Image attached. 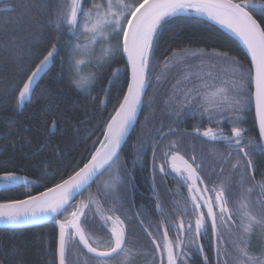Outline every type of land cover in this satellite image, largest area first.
<instances>
[{"label": "snow or ice", "instance_id": "obj_1", "mask_svg": "<svg viewBox=\"0 0 264 264\" xmlns=\"http://www.w3.org/2000/svg\"><path fill=\"white\" fill-rule=\"evenodd\" d=\"M85 4L86 0H59L51 10L44 0H21L19 8L13 0H8L0 10L17 13L16 18H8L15 19L17 31L7 39L0 37L5 51L15 56L27 51L29 62L39 60L27 71L23 63L19 66L26 78L20 79L11 90L18 105L35 95L41 115L45 119L54 115L59 111L55 103L60 92L58 86L65 75L90 102L104 106V110L109 99L116 100L108 118L99 122L104 125L100 129L103 139L93 141V147L97 143L100 146L90 153V159L82 167L75 165L66 179L61 178L52 187L44 186L45 190L36 195L29 191L24 199L0 201V222L15 228L51 217L59 228L58 264H68V254L75 245L86 250L90 257L84 264H135L136 258L144 253L132 246L135 243L130 240L133 224L139 225L152 245V264H264V172L260 180L255 176L264 168V0H88L87 7ZM203 17L239 37L250 56L247 64L228 51L215 48L159 51L166 24L202 23ZM49 28L55 35L48 41L50 46L40 52L44 32ZM63 36L71 38L63 40ZM96 45L100 46L99 55L95 54ZM64 49L67 50L66 66L65 58L60 57L61 69L50 77L53 83L37 94L34 86L49 75ZM117 54L127 57L123 69L111 67L112 63H119ZM197 56L208 57L215 63L201 59L196 71L186 70L171 84L163 103L176 123L189 114H198L210 126L201 130L196 125L191 132L171 126L165 130L161 126L156 129L159 139L154 137L151 143L137 136L132 145L134 162L142 163L146 148L152 149L149 173L154 195L151 212L142 205L138 208L133 196L132 170L120 158L122 144L137 123L138 110L146 103L151 107L155 101L154 95L148 96V89L155 90L157 85L168 82L173 69L180 66L186 69L188 60ZM78 57H87V63L95 71L85 76L81 65L86 61ZM106 65L107 74L103 71ZM104 80L106 83L99 89L103 98L92 95L93 85ZM9 94L8 89H0V98ZM253 104L254 127L258 132L248 135L249 129L241 126L247 122L242 114ZM224 123L230 125L227 131L221 127ZM56 124L53 120V130ZM21 126L12 121L7 125L8 132H19ZM95 134L90 132L86 139ZM177 135L180 139H171L166 148L160 149L163 138ZM186 135L223 144L225 150L215 154L212 164L203 155L198 158L194 153L182 154L180 145ZM7 138V134L0 137ZM18 143L32 145L30 138L21 137L0 146V152L14 150ZM44 147L40 145L36 151ZM105 172L108 176L95 193L89 192L79 203H72ZM157 175L171 176L177 191L186 189L180 200L172 199L171 211L166 210L159 195ZM41 179H55V174ZM20 181L25 186L31 183L29 177L12 171L0 173V183L5 186ZM233 186L239 189L237 200L231 199ZM256 189H260L258 213L253 211L251 200V193ZM154 215L160 219H154ZM96 232L104 235L98 236ZM254 236L258 240V252L252 248ZM3 247L5 257L12 252L16 256L0 264H24L22 258H16L21 245ZM206 250L213 252L214 258ZM196 254L201 258L194 259Z\"/></svg>", "mask_w": 264, "mask_h": 264}, {"label": "trees", "instance_id": "obj_2", "mask_svg": "<svg viewBox=\"0 0 264 264\" xmlns=\"http://www.w3.org/2000/svg\"><path fill=\"white\" fill-rule=\"evenodd\" d=\"M7 2L8 0H0V10L6 7ZM13 2L16 3L19 8L21 0H13ZM44 2L49 5L51 10H54L59 0H44ZM85 6H88V0H86ZM10 16L16 18L17 13L0 11V37L5 39L9 38L17 31L15 19L12 21L8 20ZM201 19L203 21L202 23L175 21L166 24L162 29L159 51L164 52L166 49L169 51L174 49L211 51V49L215 48L218 51H228L230 55L239 57L247 64L249 57L245 47L236 37L213 21L208 20L206 17ZM54 35V31L50 28L45 30L43 40L39 46L40 52H44L46 48L50 46L48 41ZM70 38L69 36L62 37L63 40H68ZM60 57L65 58L66 66V49L60 51L49 75L39 79L37 85L34 86L37 94L41 93L42 88L53 83L50 77L54 73L60 71ZM201 59H204L208 63H215L208 57L197 56L196 58L189 59L186 69L183 66L173 69L169 75L168 82L157 85L155 90L153 88L148 89V96L154 95L155 101L151 107L146 103L142 108L135 128L120 152L122 161H125L124 158H127L130 162L133 159L131 145L135 142L136 136H138V129H143L144 133L146 128H151L155 125V123L152 122V111L159 126H179L180 122H174L163 101L167 97L171 84L184 75L186 70L190 69L191 71H196L200 66ZM117 60L119 63H112L111 67H120L123 69L127 64L125 57H120L119 54H117ZM38 62L39 60H32L29 62V53L27 51L19 56H15L11 52H6L2 41H0V89H8L10 92L7 97L0 98V137L5 136V134L8 136L7 139H0V146L9 144L10 141H18L21 137H23L24 140L30 138L32 142L31 147L27 144H23L22 146L21 143H18L14 150L8 148L6 153L0 152V173L12 171L21 177H29L31 180V183L26 186L23 184V181H20L10 188L0 190V201L24 199L25 193L29 191L32 195H36L45 190L44 186L51 187L59 182L61 178H67L72 173V169L75 165L79 164V166L82 167L83 163H86L88 159H90V153L95 151V147L100 146L99 143H97L95 147H93V141L103 139L100 135V129H102L104 125L99 122L102 118H108L109 113L113 109V105L116 104L115 98L109 99L107 101V110H104V106L90 102L86 95L79 92L69 83L68 77L65 75L63 82L58 86L60 92L55 103L59 106V111H56L54 115L46 119L41 115L40 106L35 95L30 101L26 99L23 105H18L15 96L11 94V90L18 85L20 79L26 78L25 75L21 74L19 66L23 63L25 71H27L29 67H34ZM92 71H95V69L90 66L89 70H83V73L87 75ZM103 71L105 74L108 73L109 69L107 65L104 67ZM217 71H219V69ZM127 76L129 77V71ZM123 79L124 76L122 75L121 81H123ZM103 83H106V80L103 82L98 81L93 85L92 95L103 98V92L99 91ZM124 87L126 90V85H124ZM113 92H115V90H113ZM148 96H145V101H147ZM242 115L245 116L247 122L241 126L249 129L248 135H256L258 130L254 127L253 105ZM146 116L148 117V121L145 119ZM196 116L197 115L193 116L189 114L185 118L193 117L192 120L194 121ZM53 120L57 122L54 130L51 128ZM12 121L19 122L20 125H22L19 132H8L7 125ZM189 123L190 121H188V124ZM221 127L229 129L230 125L222 124ZM93 131H95L96 134L93 135L91 139H86L89 133ZM40 145H45V147L36 151V149L40 148ZM220 147L221 148L216 150L215 148L211 149L214 153H207L216 159L215 154L218 151H224L225 146L221 144ZM225 169V175H227V165H225ZM146 172H148V170L139 172L136 180L137 188L139 187L140 181V189L143 191L146 190ZM262 172H264V168L256 172L258 180L261 179ZM54 174L55 179H41L42 176L50 178ZM102 178L103 175L99 176L96 183H93L79 195L73 204L85 198L86 193L94 188ZM37 180H39V183H37ZM138 196L139 194L137 192V203L144 205L145 202H140ZM140 196H144V194ZM238 196L239 189L233 186L231 189V199L237 200ZM253 197L254 196H251L252 206L259 207ZM12 244L21 245L18 249L20 255L16 258H22L24 264H58V228L53 221L38 226L18 229H0V261L5 259L11 261L13 257L16 256L15 252L10 253L7 257L3 255V251H5L3 246H11ZM81 251L83 252V250ZM80 253V250H77L76 254ZM68 264H72L69 254Z\"/></svg>", "mask_w": 264, "mask_h": 264}, {"label": "flooded vegetation", "instance_id": "obj_3", "mask_svg": "<svg viewBox=\"0 0 264 264\" xmlns=\"http://www.w3.org/2000/svg\"><path fill=\"white\" fill-rule=\"evenodd\" d=\"M156 114V112H155ZM193 117H187L185 118L182 122H180L179 126H171L173 128H179L181 131L187 129L189 132L192 131L194 125H200L201 126V130H203V128L210 126L209 122L206 118L202 119L198 114L196 116V119L193 121L192 120ZM188 121H190V125L188 124ZM201 122V123H199ZM153 123H155V125L153 127H151L150 129V138H149V142L151 143L153 138L155 137L156 139H159V137L156 135V129L160 128L161 126L158 125V121L156 120V117H154V121ZM206 124V125H203ZM225 125L227 123H224ZM169 126V125H168ZM168 126L164 127L165 130H167ZM212 127H216L215 124L211 125ZM226 131L228 130V128H225ZM139 130V129H138ZM136 136V135H135ZM171 139H180V136H167L165 138H163V140L161 141V145H160V149L163 150L164 148H166L169 140ZM188 139V140H187ZM136 143L137 141V136L134 140ZM132 143V145L134 144ZM131 145V146H132ZM221 144L220 143H210L208 142L206 139H202L198 136L195 135H186L183 137V142L180 145V149L182 154L183 153H187L189 156L192 155L193 153L197 155V157L199 158L201 155L207 157L208 163L212 164L215 162L216 159H214L212 156H210L209 153H214L211 149L215 148L219 149ZM225 146V145H224ZM225 150V147H224ZM209 152V153H207ZM134 150L132 147V156H133ZM151 155H152V149L151 147H147L146 148V155L144 158V161L141 162H134V160L132 159L131 162L127 160V158H124L125 162L127 163V167L129 169L132 170V175L134 177L133 180V184L135 185L134 189H133V196L136 202L137 207L139 208L141 205L138 204L136 201L137 200V192L139 194V201L140 202H145L144 205H142L146 210L148 211H152V209L150 208V206L153 204L154 201V195L151 191L150 188V173H149V164L151 161ZM187 158V157H186ZM228 167V166H227ZM143 170H148V172H146V176H145V180H146V190L143 191L140 189V181H139V187L137 188V174L139 172H142ZM208 171H211V169L209 168ZM256 179H257V175L255 174ZM213 179H215V177H213ZM142 180V179H141ZM258 180V179H257ZM156 181H157V186H158V191H159V195L161 197V200L163 201L165 208L167 211H171L173 205L171 203L172 199L175 198L176 200H180L182 198V195L186 194V189L184 188H179L177 191V184L176 181L171 177H167V178H162L161 176L157 175L156 177ZM168 189H172L173 191H168ZM97 191V189L94 187L91 190H89L85 197L88 196L89 192H93L95 193ZM260 192V189H256L251 193V196H254L253 198H255L256 202H257V196ZM144 194V196H140ZM81 201L78 200L79 203ZM105 207H107V205H105ZM253 207V206H252ZM253 211L254 212H259L260 211V207H253ZM154 219H160V217L158 215H154L153 216ZM131 232H130V240L134 241L135 243L132 245L133 247L136 248H141L143 250L142 255L138 256L135 260V264H152V245L149 242L148 238L146 237V235L144 234V232L142 231V229L139 227L138 224H133L131 226ZM98 236H103L104 233L103 232H96L95 233ZM170 235H172V233L170 232ZM252 248L254 252H258L259 251V247H258V240L257 238L254 236L253 240H252ZM77 250H80V254H76ZM83 250V252L81 251ZM207 251V254H209L210 256H212L214 258V253L211 251ZM69 256H70V260L72 264H84V262L86 260L90 261V257L86 254V250L82 249V247L75 245L72 246L70 252H69ZM201 257L199 256V254H196L194 256V259H200Z\"/></svg>", "mask_w": 264, "mask_h": 264}, {"label": "water", "instance_id": "obj_4", "mask_svg": "<svg viewBox=\"0 0 264 264\" xmlns=\"http://www.w3.org/2000/svg\"><path fill=\"white\" fill-rule=\"evenodd\" d=\"M241 43H242V45L244 46V44H243V42L241 41ZM245 47V46H244ZM245 49H246V47H245ZM246 52H247V49H246ZM248 54V53H247ZM248 57H249V59H250V56L248 55ZM125 60H126V63H127V57L125 56ZM129 78H130V69H129ZM253 109H254V113H255V108H254V104H253ZM140 112H141V110H138V113H137V121H138V118H139V116H140ZM136 125V124H135ZM134 128H135V126H134ZM133 128V129H134ZM133 129H130V131H129V134H128V136L126 137V140H125V142L127 141V139L129 138V136H130V134H131V132L133 131ZM257 130H258V128H257ZM125 142L122 144V148L124 147V144H125ZM122 150V149H121ZM99 177V176H98ZM98 177H96V180L98 179ZM66 179V178H65ZM93 184V183H92ZM91 184V185H92ZM14 185V184H13ZM13 185H9V186H5L4 184H2V183H0V190H2V189H7V188H10V187H12ZM90 185V186H91ZM52 187V186H51ZM85 191V190H84ZM83 191V192H84ZM82 192V193H83ZM81 193V194H82ZM80 194V195H81ZM79 196V195H78ZM78 196H76L75 197V199L72 201V203H74L75 202V200L77 199V197ZM50 221H53L54 223H55V221L51 218V217H44V218H42V219H40V220H37V221H32V222H29V223H25V224H21V225H17V226H15V228H12V227H9V226H6L3 222H0V229H4V228H9V229H18V228H24V227H30V226H38V225H44V224H47V223H49ZM55 225H56V223H55ZM56 227L58 228V225H56ZM58 233H59V228H58ZM57 259H58V253H57Z\"/></svg>", "mask_w": 264, "mask_h": 264}, {"label": "rangeland", "instance_id": "obj_5", "mask_svg": "<svg viewBox=\"0 0 264 264\" xmlns=\"http://www.w3.org/2000/svg\"><path fill=\"white\" fill-rule=\"evenodd\" d=\"M94 50H95V54L96 55H99V53H100V46L99 45H96V46H94ZM78 58H83V59H85V64H83V65H81V70H82V73H83V70H89V68H90V64H88L87 63V57H78ZM84 74V73H83ZM85 75V74H84ZM86 76V75H85ZM151 115H152V122H153V117H154V114H153V111H152V113H151ZM139 119V118H138ZM148 121V120H147ZM150 122V121H149ZM151 123V122H150ZM152 124V123H151ZM150 129L151 128H146L145 129V131H144V133H143V129L141 130V129H139L137 132H138V135H141V136H143L145 139H147V140H149V138L151 137L150 135H149V132H150ZM188 140V139H187ZM107 176H108V174L107 173H105L104 175H103V178L98 182V184L95 186L96 187V189L98 188V185L101 183V181H103L104 179H106L107 178ZM96 183V182H95Z\"/></svg>", "mask_w": 264, "mask_h": 264}, {"label": "bare ground", "instance_id": "obj_6", "mask_svg": "<svg viewBox=\"0 0 264 264\" xmlns=\"http://www.w3.org/2000/svg\"><path fill=\"white\" fill-rule=\"evenodd\" d=\"M207 18V17H206ZM212 21V20H211ZM214 23H216L215 21H213ZM217 24V23H216ZM217 25H219L220 27H222L223 29H225V30H227L229 33H231L234 37H236L238 40H239V42L241 43V40L239 39V37H237L234 33H232L231 31H229L228 29H226L225 27H223L222 25H220V24H217ZM242 44V43H241ZM246 50V49H245ZM247 53V52H246ZM248 55V54H247ZM125 57V56H124ZM126 61V60H125ZM142 110V109H141ZM141 113V112H140Z\"/></svg>", "mask_w": 264, "mask_h": 264}]
</instances>
